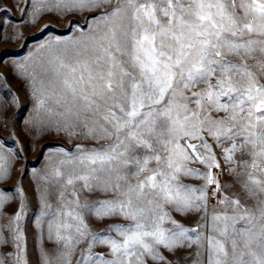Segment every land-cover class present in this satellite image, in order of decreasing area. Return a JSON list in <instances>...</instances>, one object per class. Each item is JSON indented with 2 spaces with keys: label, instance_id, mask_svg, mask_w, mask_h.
I'll return each mask as SVG.
<instances>
[{
  "label": "snow or ice",
  "instance_id": "snow-or-ice-1",
  "mask_svg": "<svg viewBox=\"0 0 264 264\" xmlns=\"http://www.w3.org/2000/svg\"><path fill=\"white\" fill-rule=\"evenodd\" d=\"M24 3L32 23L45 13H96L78 39L49 41L38 61L16 64L36 97L34 126L112 141L60 149L52 174L63 189L62 210L47 222L57 254L50 258L42 248L43 264H73L78 249L75 264H179L166 253L193 246L184 257L191 264H264V0ZM206 137L221 149L229 174L247 169L241 184L252 206L239 197L217 199L231 185L214 174L221 164ZM16 155L0 143V181L10 179ZM187 177L205 184L189 186ZM69 189L73 199L66 200ZM13 191L19 211L0 225V249H11L0 251V264H29L21 188L0 190V218ZM83 192L103 198L82 203ZM192 212L203 213L205 231L172 215ZM85 214L121 222L93 232Z\"/></svg>",
  "mask_w": 264,
  "mask_h": 264
},
{
  "label": "rangeland",
  "instance_id": "rangeland-1",
  "mask_svg": "<svg viewBox=\"0 0 264 264\" xmlns=\"http://www.w3.org/2000/svg\"><path fill=\"white\" fill-rule=\"evenodd\" d=\"M29 12L31 9L28 10ZM96 13H84V15H68L58 17L54 13H45L35 23L25 13L24 0H0V143L4 144L5 149L11 148L16 153L13 162L12 175L8 181H0V190L19 187L24 193V214L20 221L21 230L24 232L29 264H43L41 249L47 251L50 258L57 254V246L47 239V222L52 219V214L58 209L62 210L59 202V193L63 190L60 184L56 183V178L52 174L53 166L63 157L59 154L63 148L69 153H75L76 146L79 144L85 148H99L102 145L112 143L111 140H101L99 142L90 139H69L64 133H57L52 124L48 126L36 127L33 123L35 115L36 97L33 95V88L28 80L21 77L15 70L18 63L38 61L45 54V49L40 45L47 44L49 41L60 40L69 42L78 39L82 32L87 31V19ZM73 23H69V22ZM76 25L79 26L77 29ZM19 35V38H14ZM233 62L238 63L234 57H230ZM190 107H195L191 105ZM207 142L212 145L217 160L221 164L220 169H213L214 174L223 173L220 177L222 185H231L222 189L217 194V199L223 195L230 198L239 197L242 203L252 206L254 201L248 197L243 189L241 181L245 180L244 175L247 169L236 167L235 173L229 174L227 166L223 160L220 148L210 137H206ZM224 147H230L225 143ZM237 159H250L245 153H237ZM150 167H155L151 164ZM189 167L200 172L207 169L199 163H190ZM134 182V181H133ZM182 182L192 187H202L205 182L191 177L182 178ZM79 183L76 188L79 189ZM211 191V189H209ZM71 189L65 193V199L71 200ZM12 200L5 204L3 217L0 218V225H7L9 217L19 211V193H11ZM81 202L87 200L92 203L99 197L98 194L83 192ZM45 204L51 205L46 208ZM209 204L220 205L216 199L209 197ZM211 212L212 209L209 208ZM47 213V215H45ZM173 217L186 228H196L200 226L201 231L205 221L200 217L203 213H188L180 215L172 213ZM85 220L91 226L93 232H100L107 228L109 224L120 223L119 220L98 221L85 214ZM171 227V225H166ZM194 235V234H193ZM82 247V245H81ZM0 251H11L0 249ZM195 251V246L191 249L177 251L175 256L169 255V259L179 261V264H191V259L185 261L184 257L189 256ZM79 249L77 250L78 258ZM73 264H75V259ZM151 264V262H149Z\"/></svg>",
  "mask_w": 264,
  "mask_h": 264
}]
</instances>
